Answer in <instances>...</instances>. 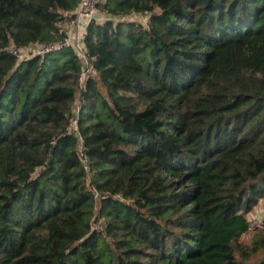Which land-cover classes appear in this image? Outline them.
Wrapping results in <instances>:
<instances>
[{"label": "trees", "instance_id": "obj_1", "mask_svg": "<svg viewBox=\"0 0 264 264\" xmlns=\"http://www.w3.org/2000/svg\"><path fill=\"white\" fill-rule=\"evenodd\" d=\"M79 1L0 0V264H264V0H105L85 67L9 51Z\"/></svg>", "mask_w": 264, "mask_h": 264}, {"label": "built area", "instance_id": "obj_2", "mask_svg": "<svg viewBox=\"0 0 264 264\" xmlns=\"http://www.w3.org/2000/svg\"><path fill=\"white\" fill-rule=\"evenodd\" d=\"M104 2L105 0H80L77 9L74 12L75 19L66 28L65 36L56 43L49 45L37 44L35 45L37 46L35 51L30 52L25 57L21 55V50L16 51L14 49H10L9 51L19 60H22L32 56H41L59 48L69 47L74 51L81 62L82 60L86 61L83 43L86 27L91 21L101 23L107 19V17H100L98 13V7ZM82 79L83 76L80 78L79 83H81ZM72 123L75 125L76 121L74 120Z\"/></svg>", "mask_w": 264, "mask_h": 264}, {"label": "rangeland", "instance_id": "obj_3", "mask_svg": "<svg viewBox=\"0 0 264 264\" xmlns=\"http://www.w3.org/2000/svg\"><path fill=\"white\" fill-rule=\"evenodd\" d=\"M99 16L100 17H105L104 14L102 12L99 11ZM124 21L128 20V21H137L140 23H145V17L144 16H137V15H129L127 17L123 18ZM69 24H66L65 30L68 27ZM37 46H31L28 49H23L21 50V55L23 57L27 56L30 52H34ZM83 66L85 67L87 65L86 61L82 60ZM87 75H90L91 77H95V73L93 71H91L90 69L86 72V74H83V79L81 80V85L76 88V98L75 101L72 105V113L73 115H75L77 113V109H78V96H79V89L80 87L83 85V82L85 81V78ZM82 77V76H81ZM247 219L250 223V230L247 234L243 235L240 238V241L243 243H249L250 239L252 238L253 234L257 231L260 230L263 225H264V199L261 200L259 202V204L253 208V210L248 213L247 215ZM254 260V259H253ZM250 260V261H253ZM250 264V263H249ZM253 264H256L255 262Z\"/></svg>", "mask_w": 264, "mask_h": 264}]
</instances>
